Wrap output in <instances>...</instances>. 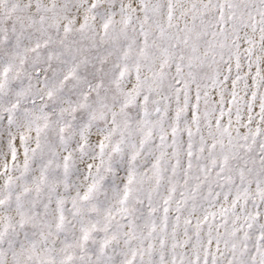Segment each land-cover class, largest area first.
Wrapping results in <instances>:
<instances>
[{"label":"snow or ice","instance_id":"snow-or-ice-1","mask_svg":"<svg viewBox=\"0 0 264 264\" xmlns=\"http://www.w3.org/2000/svg\"><path fill=\"white\" fill-rule=\"evenodd\" d=\"M0 264H264V0H0Z\"/></svg>","mask_w":264,"mask_h":264}]
</instances>
